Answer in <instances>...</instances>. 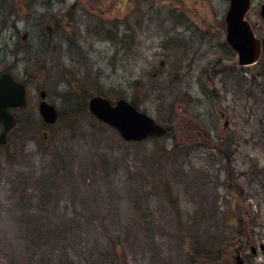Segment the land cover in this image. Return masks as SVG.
Returning a JSON list of instances; mask_svg holds the SVG:
<instances>
[{"label": "rangeland", "instance_id": "374dc122", "mask_svg": "<svg viewBox=\"0 0 264 264\" xmlns=\"http://www.w3.org/2000/svg\"><path fill=\"white\" fill-rule=\"evenodd\" d=\"M227 8L0 0V68L28 90L24 132L0 151V264H234L238 248L247 264H264V56L236 65ZM126 17L127 30L118 26ZM247 19L264 38L259 8ZM62 37L73 45L54 58ZM42 42H52L45 59ZM69 86L132 101L171 134L125 143L58 99ZM39 89L60 113L46 140ZM222 220L223 232L213 227ZM238 229L248 243L238 246Z\"/></svg>", "mask_w": 264, "mask_h": 264}, {"label": "water", "instance_id": "95a60500", "mask_svg": "<svg viewBox=\"0 0 264 264\" xmlns=\"http://www.w3.org/2000/svg\"><path fill=\"white\" fill-rule=\"evenodd\" d=\"M251 0H229V6L224 16L226 43L236 52L240 66L254 64L260 56V41L255 38L251 25L245 19L250 10ZM260 17L264 20V7L260 8ZM44 98V93H41ZM26 103L25 89L8 74L0 77V124L3 131L0 133V145L7 141V133L14 126L15 119L8 112L9 108L23 107ZM91 115L102 123L114 128L120 137L126 141H141L151 137H162L166 128L157 124L151 117L138 111L126 100L119 99L111 104L101 96L93 97L88 103ZM39 113L47 124L55 123L57 113L55 109L42 101ZM259 249L263 251L264 245ZM253 255L256 247L250 248ZM235 264H245L240 253L234 257Z\"/></svg>", "mask_w": 264, "mask_h": 264}, {"label": "flooded vegetation", "instance_id": "af4514ba", "mask_svg": "<svg viewBox=\"0 0 264 264\" xmlns=\"http://www.w3.org/2000/svg\"><path fill=\"white\" fill-rule=\"evenodd\" d=\"M132 1L134 2L135 0H132ZM262 7H264V0H251V8H262ZM120 24H123L125 26L126 30L130 28L128 26L127 17L125 19L121 20V21L118 20V26ZM47 29L51 30L52 33L54 31V28L47 27ZM254 32H255V36L260 40V45H261L260 58H261L262 56H264V38L261 36V34H259V30L257 29V24H254ZM116 33L119 34L118 27H117ZM62 38H63V41L61 43H59V46H57L55 44L56 45L55 54L57 56H55L54 58L60 59V56H59L57 50L61 49L62 45H65L68 48V49H66L67 51H70L69 49H71V46L73 45L72 42H70L66 38H64V37H62ZM122 38H126V36L123 35ZM51 44H52V42H47V44L45 42L40 43V46L38 48V51L40 52L39 53V58H47V56L49 54V50H50V45ZM234 54H235V52H234ZM235 56H236V54H235ZM236 62H237V58H236ZM236 65H238V64H236ZM236 65H235V68H236ZM246 67H249V66H246ZM241 68H244V67H241ZM230 70H231V67H230ZM4 73H11V72L9 70H7V69H1L0 68V76L2 74H4ZM11 75L14 77V79L16 81L24 84V86L26 88V99H27V103H28V90H27V85H26L25 81L21 80V79H17V77L13 73H11ZM67 88H68V90H65L62 96H60V95L58 96L59 100H62V98H63L64 101L66 100L70 104L71 108H76V106L77 107H79V106L80 107H82V106L86 107L87 106V103H88L87 98L83 95V93L80 94V91H82V89L80 87H77L78 88V92H74L72 90V89H76V88H72L70 86L67 87ZM38 92H39V102H38V104L42 101V99L40 97V93L44 92V100L48 104L52 105L56 109V111L58 113V120H59L60 113L58 112V110H57V108L55 106V104L58 105L57 101L54 100V99H51L49 97L48 92L43 90V89H39ZM77 99L79 100L78 102H76ZM26 108H27V106L24 107V108H14V109H10L9 110V112L15 118L16 124H15V126L12 129L9 130V132L7 134V143L5 145H1L0 146V151L9 146L11 136L16 130L20 129L22 133L24 132V125H25L26 116H25V114H23V112L26 110ZM40 122H41V128L44 130L43 137L46 140L48 138V136H49V131L51 130L52 127H54V125L53 126H48V125L44 124L42 120H40ZM223 125L225 127L227 126V120H224ZM2 131H3V126H2V124H0V133Z\"/></svg>", "mask_w": 264, "mask_h": 264}, {"label": "trees", "instance_id": "16d2710c", "mask_svg": "<svg viewBox=\"0 0 264 264\" xmlns=\"http://www.w3.org/2000/svg\"><path fill=\"white\" fill-rule=\"evenodd\" d=\"M171 134V130L169 131V133H168V135H170ZM221 154V153H220ZM222 156H224L225 155V153L224 154H221ZM221 156V157H222ZM222 159H224V157H222ZM233 181V179L232 180H227V183H228V187H231V188H233V189H235L237 192H238V196H241V192L239 191V189H238V187L237 186H235L234 185V181ZM234 185V186H233ZM227 221H221V222H216V224L215 225H213V227L214 226H217L218 228V231H221L222 230V232H223V230H225V229H227V228H225V225L227 224L226 223ZM212 227V228H213ZM238 228H240V227H238ZM237 234V237L235 238V239H237L238 240V243H239V245L238 246H240L241 244H243V241H246L247 243L250 241V239H251V236L249 235V234H247L246 235V232H245V230H237V231H235V235ZM221 235V234H220ZM220 235H213L212 234V236H211V238L213 239V238H215L214 240H212V244H219V245H221V246H223L224 244H226V242H225V239H224V237L223 236H220ZM235 235H234V237H235ZM232 239V238H231ZM237 243V244H238ZM235 246H233L232 248H234ZM194 251L196 252V253H201V251H200V249H199V246L198 247H194Z\"/></svg>", "mask_w": 264, "mask_h": 264}]
</instances>
